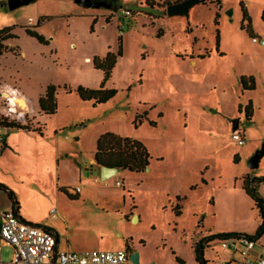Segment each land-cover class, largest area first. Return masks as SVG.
Masks as SVG:
<instances>
[{
    "label": "rangeland",
    "instance_id": "1",
    "mask_svg": "<svg viewBox=\"0 0 264 264\" xmlns=\"http://www.w3.org/2000/svg\"><path fill=\"white\" fill-rule=\"evenodd\" d=\"M100 1L110 3V9L70 8L66 0L6 8L5 18L10 16L19 27L17 39L8 46L20 55L0 56V92L6 82L23 97L16 102L23 117L15 115L8 122L40 130L46 142L58 141V146L55 154L54 146L43 148L31 141L42 138L35 132L4 130L18 147L17 154L0 155V183L16 194L21 215L57 232L61 248L112 251L130 237L146 255L144 264H179L177 259L197 264L193 246L202 238L253 235L260 223L241 189V177H264V155L257 168L248 166L264 149V48L251 43L240 4L249 16L251 34L264 39V0H220L229 9L235 7V13L221 14L217 26L214 0L192 6L188 16L171 17L165 14V4L175 0ZM73 9H85L87 15L74 14ZM122 10L132 14L121 19L120 32L116 22ZM40 14L48 18L37 30L47 47L23 30L33 29ZM216 30L223 56L215 54ZM119 36L122 55L105 83L116 95L93 106V101L81 100L76 89L100 86L103 73L90 61L116 53ZM200 56L208 58L192 67L190 61ZM249 72L255 89L242 92L240 76ZM50 85L56 87L57 111L48 116L40 111L38 99ZM3 97L0 109L6 106ZM249 100L250 120L244 110ZM235 120L244 146L232 140ZM106 133L141 142L149 154L148 170H124L105 182L98 175L85 178L82 171L76 179L73 168L89 163L98 137ZM54 155L59 162H52ZM39 167L45 172H35ZM60 183L73 187L72 192L80 187L75 200L58 191ZM258 192L264 199V184ZM133 207L139 221L132 222ZM9 209L0 191V213ZM257 244L264 246V235ZM11 256L9 246L1 247L2 261ZM203 256L207 264H221L228 251L213 239Z\"/></svg>",
    "mask_w": 264,
    "mask_h": 264
},
{
    "label": "trees",
    "instance_id": "2",
    "mask_svg": "<svg viewBox=\"0 0 264 264\" xmlns=\"http://www.w3.org/2000/svg\"><path fill=\"white\" fill-rule=\"evenodd\" d=\"M100 1V0H94ZM153 0H148L147 3H152ZM181 0H175L174 2H180ZM104 2V1H103ZM109 2L117 3L118 0H109ZM216 12L214 16V24L218 25L219 19V9L221 7L220 0H214ZM4 7V4H1ZM242 19L243 22H246V32L247 34L252 37L250 32V19L249 16L242 4H240ZM115 9V6H114ZM48 20L47 17H40L38 18L35 26L33 29L31 28H24V33L37 41L40 45L47 46L48 41L38 33L37 28L45 21ZM96 19L93 23H95ZM15 29V26H7L0 29V56L3 54L11 52L8 46L5 44L7 41L12 39H17L16 35L12 33ZM243 29V27H242ZM216 40L215 46L218 48L219 45V34L218 30H216ZM158 37H161L160 31L157 33ZM122 55V39L121 36L118 37L117 41V52L110 53L108 52L103 58L94 57L90 62L93 66V69L100 70L103 73V80L100 86L96 89L86 88V87H78L76 89L77 95L83 101H93L95 104L93 106L104 104L114 98L116 95V91L113 89H106L105 83L110 79L111 72L115 67L116 60L118 57ZM203 58V56H202ZM240 84L243 90L252 91L255 89V82L253 77H240ZM38 107L43 115H54L57 111V104H56V87L55 86H48L45 89V92L42 96L38 99ZM245 110V117L250 120L252 116V102L248 101L247 105L244 108ZM0 127L4 129H15L17 131H24V132H35L42 136V132L36 130H30L27 126L20 125L14 122H8L5 119L0 117ZM239 131V130H238ZM94 160L100 166L106 167H116L121 169L122 171L126 170L133 173L144 172L145 169L148 167L149 163V154L143 144L139 141L128 137H121L115 134L106 133L100 135L96 142V150L94 152ZM260 184H264V177H256L253 174H245L241 177V189L242 191L251 199L256 211L257 216L260 220L259 225L253 235L243 234L247 237L252 239L260 237L264 233V199L260 196L258 192V188ZM0 191L5 193L9 203H10V210L24 223L43 228L47 231L50 229L46 228L43 225L33 224L29 222H25L19 215V201L16 194L8 188L6 185L0 183ZM59 191L63 194H66L70 199L75 200L76 197L71 196L64 188H59ZM174 211L176 215H180V207L175 205ZM238 234H220V235H210L205 238H202L199 242H196L193 246L194 251V259L197 264H207L204 260L203 252L204 247L207 246L209 242H212L213 239H226L232 236H237ZM128 250V249H127ZM179 264H183L182 261L177 259Z\"/></svg>",
    "mask_w": 264,
    "mask_h": 264
},
{
    "label": "built area",
    "instance_id": "3",
    "mask_svg": "<svg viewBox=\"0 0 264 264\" xmlns=\"http://www.w3.org/2000/svg\"><path fill=\"white\" fill-rule=\"evenodd\" d=\"M120 14L122 17L117 18L116 25L122 32L124 25L121 19L131 17L132 13L122 10ZM250 39L251 43L264 46V40L255 36ZM2 88L0 96L3 97V93L6 94L3 97L6 100V106L0 109V117L6 121L15 115L17 118L23 117L22 114H17L16 107L21 108V105L15 100V94L20 97L22 95L15 88L7 86ZM4 130L7 129L0 127V145L5 140ZM232 140L239 146L245 144L240 131L233 132ZM115 185L120 186V183L115 182ZM80 190V187H75L72 193L78 194ZM50 213L53 214L54 210L51 209ZM263 235L264 233L261 236ZM260 237L252 239L238 234L219 240L221 248L228 251V256L222 260L221 264H264V246L257 244ZM3 246H9L12 249V256L9 261L0 259V264H132L126 249L83 252L57 250V239L52 232L24 223L11 210L0 213V249Z\"/></svg>",
    "mask_w": 264,
    "mask_h": 264
},
{
    "label": "crops",
    "instance_id": "4",
    "mask_svg": "<svg viewBox=\"0 0 264 264\" xmlns=\"http://www.w3.org/2000/svg\"><path fill=\"white\" fill-rule=\"evenodd\" d=\"M8 1L9 0H0V3L1 4H4V7L2 6V5H0V20L2 19V21L0 22V29H2V28H4V27H7V26H15V29L12 31V33L13 34H15V31L19 28V27H17V25L12 21V20H10L11 19V17L9 16L8 18H5V11H7L6 10V8H7V3H8ZM66 1H68V3H71V4H68V5H70V8H72V5H76L74 2H73V0H66ZM33 2H36L37 4L38 3H40L41 5H44L45 3H48L49 2V0H33ZM221 2V1H220ZM216 9V8H215ZM229 8H227V7H225L223 4H222V2H221V7H220V9H219V17L221 16V14L222 15H224V16H226V11L228 10ZM232 10V13L234 14L235 13V7L234 8H232L231 9ZM73 12H75L74 14H80V15H82V14H84V15H87L86 13H85V9H80V10H72ZM42 16H44V15H38V18H40V17H42ZM88 16H90V15H88ZM95 16V18H97V16L98 15H94ZM98 19V18H97ZM96 19V20H97ZM103 19H104V17H103ZM7 24H11V25H7ZM41 25H43V24H41ZM40 25V26H41ZM23 29V28H22ZM39 28H37V30H38ZM24 30V29H23ZM254 35H252V37H253ZM256 37V36H255ZM251 38V37H250ZM261 40H264V39H261ZM219 45H218V48H216V46H215V54L216 55H218L220 52H221V50H220V38H219ZM7 46H8V41L5 43ZM39 46H43V45H40V44H38ZM254 45H257L258 47H263L264 48V46H261L260 44H254ZM48 46V45H47ZM47 46H43V47H47ZM8 48L9 49H11V48H13V47H9L8 46ZM19 49V48H18ZM19 52H20V50H19ZM9 53H12V52H9ZM13 54V53H12ZM3 55H5V54H3ZM2 55V56H3ZM13 55H16V54H13ZM20 54L18 53L16 56H19ZM1 56V57H2ZM219 56H223L221 53H220V55ZM0 57V58H1ZM205 58H208V57H203L202 58V56H200L199 58H197L195 61H190V65L192 66V67H196L197 66V64H198V62H199V60L200 59H205ZM91 63V62H90ZM240 77H246V78H248V77H253V79H254V82H255V77L253 76V75H251V72H249V73H243ZM3 79V77H1L0 76V79ZM3 85L4 86H7V87H9V88H11L10 87V85H8L6 82H4L3 83ZM255 86H256V84H255ZM249 92L248 90H243L242 89V92ZM253 91V90H252ZM250 101V100H249ZM25 133V132H24ZM26 133H32V132H26ZM54 134H56V131L54 132ZM242 134V136L244 137V134H243V132L241 133ZM40 137H42L41 139H39V141H35V140H31V141H33V143H35V144H37L38 146H40V147H50L51 145L52 146H54V149H52V151L53 150H55V154L57 153V149H56V146H58V141H50V142H46V137H44V135H42V136H40ZM13 138H14V136H12V135H10L9 137L8 136H5V140H4V143L3 144H1L0 146H2L1 148H0V155H2L3 154V152H5V151H11V152H13V153H15V154H17V144H16V142H15V140H13ZM75 140H77V137H75ZM245 145V144H244ZM243 145V146H244ZM54 159H55V163H57V162H59L58 161V158H57V156L56 155H54L53 156V163H54ZM94 163V154H93V156H92V158H91V160L89 161V163H87V164H85L84 165V167H83V169H81V168H78V167H75V169L73 168V170H74V174H75V178L76 179H80L81 178V175H82V171L84 172V177L85 178H87V173H86V168H88L91 164H93ZM34 169H36V168H34ZM34 169H33V171H34ZM45 168H40L39 167V169H36V171L35 172H42V173H44L45 172ZM47 170H48V168H47ZM122 171H120L119 172V174L121 173ZM56 176V181L58 182V175L56 174L55 175ZM99 176V175H98ZM35 184H33V185H31L33 188H36V185L34 186ZM56 186H58V191H59V188H64L67 192H68V194H70L71 196H73L74 195V197H77L78 196V194H73L72 193V191H71V189L70 188H73V187H70V186H68V185H66L65 183H60L59 185L57 184ZM76 187H78V186H76ZM70 189V190H69ZM60 192V191H59ZM70 192V193H69ZM62 193V192H61ZM10 210V209H9ZM19 215H20V217L22 218V220H24L25 222H29V223H33V224H39V225H43V226H47V225H44V224H42V223H40V222H38V221H31V220H29V219H27V218H25L23 215H21V213L19 212ZM130 217H131V219H133V218H137V220L136 221H139L140 220V216L138 215V213L136 212V208L135 207H133L131 210H130ZM49 226H47L46 228H48ZM48 229H50V232H52L54 235H55V237H56V239H57V250H60V251H64V250H68V251H74V250H70L69 249V247L68 246H64V247H60V242H59V237H58V234H57V232H55L54 231V229L52 228V227H50V228H48ZM54 231V232H53ZM129 239H127V240H129L130 242H126V240L124 241V243L122 244V246H121V248H119V249H116V250H112V251H119V250H127L128 252H129V254H131V253H133V252H138L139 253V264H144L145 262H146V255H144V253H142V251H141V249H140V247L138 246V244H136V242H135V240L133 239V238H130V237H128ZM140 242V241H139ZM135 245V246H134ZM136 249V251H134L135 249ZM105 251H109V250H105ZM78 252H83V251H78Z\"/></svg>",
    "mask_w": 264,
    "mask_h": 264
},
{
    "label": "water",
    "instance_id": "5",
    "mask_svg": "<svg viewBox=\"0 0 264 264\" xmlns=\"http://www.w3.org/2000/svg\"><path fill=\"white\" fill-rule=\"evenodd\" d=\"M33 0H9L7 3L8 10H15L24 5H28ZM73 2L81 7V8H91V9H110L111 4L103 1H94V0H73ZM205 0H184L181 3L171 4L166 6L165 11L168 17L175 16V15H185L188 16L189 9L198 4L204 3ZM232 10L228 9L226 11V15L231 16ZM239 128V121L235 120L232 126V132H235ZM264 155V149L258 151L249 161L248 166L249 169L253 170L258 167L259 161L261 157ZM148 169L146 168L145 171ZM122 171L116 167H106L100 166L94 160V163L91 164L88 168H86V173L88 175H99L101 181H107L119 174ZM137 218H133L132 222H135ZM130 262L132 264H139V253L133 252L130 254Z\"/></svg>",
    "mask_w": 264,
    "mask_h": 264
},
{
    "label": "bare ground",
    "instance_id": "6",
    "mask_svg": "<svg viewBox=\"0 0 264 264\" xmlns=\"http://www.w3.org/2000/svg\"><path fill=\"white\" fill-rule=\"evenodd\" d=\"M3 95H4V97L6 96L5 93H3ZM15 100L18 101V102H20V101H22L23 99H22V97H20L19 95L15 94ZM19 105H20V104H19Z\"/></svg>",
    "mask_w": 264,
    "mask_h": 264
},
{
    "label": "flooded vegetation",
    "instance_id": "7",
    "mask_svg": "<svg viewBox=\"0 0 264 264\" xmlns=\"http://www.w3.org/2000/svg\"><path fill=\"white\" fill-rule=\"evenodd\" d=\"M184 0H181L180 2H172V3H170V2H168L167 4H165L166 6H168V5H171V4H177V3H181V2H183ZM166 6H165V8H166ZM165 14H166V11H165Z\"/></svg>",
    "mask_w": 264,
    "mask_h": 264
}]
</instances>
